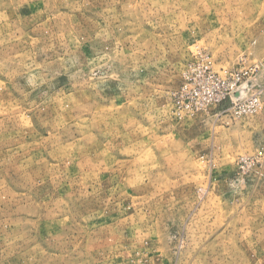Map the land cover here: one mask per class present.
Listing matches in <instances>:
<instances>
[{
  "label": "rangeland",
  "instance_id": "rangeland-1",
  "mask_svg": "<svg viewBox=\"0 0 264 264\" xmlns=\"http://www.w3.org/2000/svg\"><path fill=\"white\" fill-rule=\"evenodd\" d=\"M0 264H264V0H0Z\"/></svg>",
  "mask_w": 264,
  "mask_h": 264
},
{
  "label": "built area",
  "instance_id": "built-area-1",
  "mask_svg": "<svg viewBox=\"0 0 264 264\" xmlns=\"http://www.w3.org/2000/svg\"><path fill=\"white\" fill-rule=\"evenodd\" d=\"M244 74L246 75L248 72H239L236 76L234 73L225 70V77H222L213 69L211 61L208 60L207 57H203L200 63L191 66L190 73L188 75L189 79H198L208 87L207 90L199 97V102H196V105L203 108L214 101L222 99L226 92L233 89L234 86L240 82L241 76H244ZM228 79L232 80V83L228 81ZM259 105V97L253 95L251 98L244 101L241 112L253 113L257 110Z\"/></svg>",
  "mask_w": 264,
  "mask_h": 264
}]
</instances>
